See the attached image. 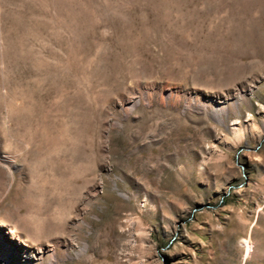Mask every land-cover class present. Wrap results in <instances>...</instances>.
<instances>
[{
	"label": "rangeland",
	"instance_id": "obj_1",
	"mask_svg": "<svg viewBox=\"0 0 264 264\" xmlns=\"http://www.w3.org/2000/svg\"><path fill=\"white\" fill-rule=\"evenodd\" d=\"M0 264H264V0H0Z\"/></svg>",
	"mask_w": 264,
	"mask_h": 264
},
{
	"label": "bare ground",
	"instance_id": "obj_2",
	"mask_svg": "<svg viewBox=\"0 0 264 264\" xmlns=\"http://www.w3.org/2000/svg\"><path fill=\"white\" fill-rule=\"evenodd\" d=\"M66 129L62 131L61 137H63V141L68 143L73 136H70L69 131ZM75 156V152L70 148L48 147L35 159L36 162L33 170L42 178H47L46 174H51V177L54 179L67 178L72 183L74 179H78L89 183L90 169L79 165L76 167V161L75 163L72 161Z\"/></svg>",
	"mask_w": 264,
	"mask_h": 264
}]
</instances>
